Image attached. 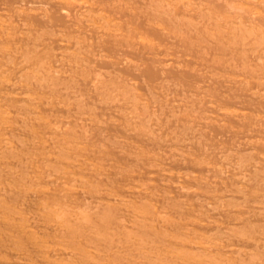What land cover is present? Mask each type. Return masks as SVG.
Masks as SVG:
<instances>
[{"label": "bare ground", "instance_id": "1", "mask_svg": "<svg viewBox=\"0 0 264 264\" xmlns=\"http://www.w3.org/2000/svg\"><path fill=\"white\" fill-rule=\"evenodd\" d=\"M0 1V264H101L100 242L116 255L125 242L138 264H264V0ZM157 39L187 56H169ZM207 64L231 96L218 82L204 89ZM91 127L154 146L174 145L156 135L180 128L161 160L193 170L160 160L144 179L167 180L161 188L183 203L164 207L174 196L148 180L103 189L109 173L81 160ZM218 134L224 148L201 143Z\"/></svg>", "mask_w": 264, "mask_h": 264}, {"label": "rangeland", "instance_id": "2", "mask_svg": "<svg viewBox=\"0 0 264 264\" xmlns=\"http://www.w3.org/2000/svg\"><path fill=\"white\" fill-rule=\"evenodd\" d=\"M0 2H1V1H0ZM2 2H3V1H2ZM9 3H10V2H8L7 5H10V4H11V3H10V4H9ZM1 4H2V3H0V5H1ZM3 5H4V4H3ZM3 5H1V7H5V6H3ZM15 6H16V4H15ZM15 6H14V3L11 4V5H10V9H11V7H15ZM13 9H14V8H13ZM53 9H54V8H53ZM53 9H52V10H53ZM54 10H55V9H54ZM54 10H53V11H54ZM54 12H56V11H54ZM138 28H142V29H141V30H142L141 32H144V31H143V24H141L140 27H138ZM138 28H137V29L135 28L136 30H134V32H135V31L137 32ZM138 31H139V30H138ZM24 32H25V31H24ZM19 33H21V32H19ZM19 33H18V34H19ZM20 35H21V34H20ZM158 40H159V39L155 40V42H158ZM159 41H160L161 43H160V42H158V43L162 44V46H163L165 49H167L166 51H168L167 54H168V53L170 54L169 56H172V57H173V55H175V56H178V55H179V56H180V55H182L183 51L186 52V50L184 49V47H183V50H181L182 48L178 47L179 45H178V43H176V42H175V45H178V46L175 47V45H174V41H171V42L173 43L174 46L171 45V44H172L171 42H170L171 44L168 42V41H170V40L167 41L168 43H166V41H164V40H162V39L159 40ZM163 44H164V45H163ZM169 44H170V46H169ZM181 47H182V46H181ZM180 50H181L182 52H181ZM186 53H187V52H186ZM186 53H185V54H186ZM185 54L182 55L183 58H185V56H187V55H185ZM175 56H174V57H175ZM182 56H181V57H182ZM188 57H189V56H188ZM209 64H210V62H209ZM209 64H207V65H208L207 68H206V65H205V66H204V65L202 66V70L205 69V70H203L202 72H205L206 69H207V71L210 70V69H209ZM210 65H211V64H210ZM192 66L195 67L196 65L194 66V65L192 64ZM192 66H190V67H192ZM199 66H200V65H199ZM200 67H201V66H200ZM200 67H198V68H200ZM183 68H184V67H183ZM210 68H212V70H211L212 72L214 71V72L217 73V74H214V75L211 74V75H210L211 72L208 71L209 75L211 76V79L209 80L210 83H209V82H206V83L204 82V83H203V85H204L203 87H204L205 90H208V91H209V89H210V90L213 91V92H217V91H215V89L218 87V85H217L216 83L218 82V84H219V83H221V82H220V81H216L215 77H217V76H218V77H219V76H222V75H221V73H222L221 71H222V70H221V71H219L220 69H219V70H215V69H218V68L213 69V67H211V66H210ZM104 69H105V68H102V69L100 68V70H104ZM106 69H107V68H106ZM106 69H105V71H106ZM199 72H200V71H198V73H199ZM131 73H132V72H131ZM219 73H220V74H219ZM223 73H224V72H223ZM223 73H222V74H223ZM126 74H127V72H126ZM225 74H226V73H225ZM225 74H224V75H225ZM125 76H126V75H125ZM213 76H215V77L213 78V80H214L215 82L212 81V83H211V80H212V77H213ZM126 78H131V77H128V75H127ZM217 80H218V79H217ZM213 82H214V83H213ZM207 83H209V86H207ZM201 84H202V83H201ZM205 84H206V86H205ZM220 85H222V84H219V86H220ZM185 87H187V86H185ZM185 87H184V88H185ZM207 87H209V88H207ZM217 89H218V92H223V91H219V89H220V90L223 89L222 86L218 87ZM217 89H216V90H217ZM141 91H142V90H140V89H136L134 92H135V93H136V92L139 93V92H141ZM211 91H210V94L213 93V92H211ZM206 93H207V92H206ZM223 93H224V92H223ZM188 94H190V92H188ZM192 94H193V92L191 91V95H192ZM219 94H220V93H219ZM219 94H217L218 97L220 96ZM221 94H222V93H221ZM224 94H228V95H230L229 93H224ZM224 94L222 95V99L224 98V97H223ZM211 95H213V94H211ZM215 95H216V94H215ZM181 96H182V95H181ZM225 96L227 97V95H225ZM230 96H231V95H230ZM230 96H228V97H230ZM226 97H225L224 99H226ZM229 99H230V101H231L232 98H229ZM229 99L227 98L226 100H229ZM191 103H192V102H191ZM191 103H188V104L190 105ZM193 104H194V102H193ZM195 104H196V102H195ZM197 104H198V102H197ZM198 105H199V104H198ZM192 107H193V106H192ZM194 108H195V106H194ZM181 114H182V113H181ZM169 121H170V120H169ZM90 129H92V127H91ZM179 129H180V128H179ZM179 129H174V130L176 131V133H175V131L171 133V129H170V130H168V131H166V132H163L162 134H160V135H158V136L156 135V139L159 138L160 140H163V141L166 140V141H168V140H169L168 137H169V138H171L170 142L172 141V143L175 145V143H177V142H176L177 139H178V138L181 139V137H182V136H181L182 133H181V135H180V133L177 134V131H178ZM180 130H181V129H180ZM208 130H209V129H208ZM78 131H79V130H78ZM88 131L91 132V130H88ZM95 131H96V132H95ZM107 131H108L110 134H109ZM107 131H106V133H104L105 131H102V132H101V131L95 130L94 128L92 129V132H94V134L91 132L92 138H93V136H96V137H95L93 140H92V138H90V142L87 141V142H88V145H87L86 142H84L83 144H84V145L86 144L85 147H90V148H92V147L94 146V147L92 148L93 150L90 149V148H88V149L86 148V149H87V150H86V149L83 147L85 150H82V151H85V152L87 151V152H88L89 150H91V151H89V152H91V153L88 152V153H89V156H88V157L86 156L88 159H85V158L81 159V160H83V162L85 161V163H88V162H89V164H87V165H88V166L91 165L90 167L93 166V168H91L92 170H94V167H95V170H97V172H98V169H97V168H99V169H102V168H103V169H105V170H103L102 172H104V173L106 172L107 174H108V173L110 174V175L108 174V178H107L108 180H106L108 185H106V186L103 185V186H104L103 189H104V188H110V186H111V187H114V188H118V187L127 188V187H129V186H132L133 183H134V184H135V183L138 184V182H139V183H144V182L147 183L146 180H148V182L150 181V182L152 183V184H149L150 182L147 183V184H149V186H150V190L153 191V190L156 189V188H157V189L160 188L162 193L165 194V192H167L166 194H168V197H170V196H171L170 192H169L168 190L166 191V190H165V187H164V189H162L163 187H162V185H160V184H163V182H164V184H167V183H166L167 180H166V182H165V180H162V181H161V179H159V178H156L158 181H157V180H153V179H151V180H150V179H146V180H145L144 178L146 177L145 175H146V173H147V169H149V166H150V165H152L153 163H155V164H156V163H157V164H160V162H163L164 159L170 157V156H168L169 154L166 153V152H167V151L169 152V149H170L171 147L173 148L174 145L171 146V145H170L171 143H170V144L168 143L170 146H167L168 144L162 143V145L160 144V146H159V145L154 146L155 144H153V142H151V141H147V140L144 141V142H141V141H139L137 138H135L134 135H131V136L129 135L130 137H129V136L127 137V135H125V136H126V139H125V137L122 136V135H124V134H121V133L119 134L118 129H117V130H116V129L113 130V131H117V132H118L117 134L114 133L113 131H110V130H107ZM210 131H212V133L215 132V131L213 132V130H210ZM168 132H169V133H168ZM179 132H181V131H179ZM165 133H166V134H165ZM212 133H211V134H212ZM102 134H103V135H102ZM106 134H107V135H106ZM112 134H114L115 136L112 135ZM164 134H165V135H164ZM215 134H216V133H215ZM109 135H110V136H109ZM118 135H119L120 137H119ZM175 135H176V137H175ZM177 135H178V136H177ZM212 135H213V134H212ZM221 135H222V134H221ZM99 136H100V137H99ZM160 136H161V137H160ZM173 136H174L175 138H174ZM180 136H181V137H180ZM208 136H209V135H208ZM215 136H216L217 138H216ZM215 136H214V139H212L213 136H212V137H202L203 139L206 138V140L204 141V140H202V138H200L202 141L199 139V142L201 141V143L204 144V142H206V141L209 139L207 142H210L209 144L212 145V148H214V147L218 144L217 147H218L219 149H220V147H223V148H224V145H222V140H223V139L225 140V141H223V142H224L223 144H225V142H228V143L230 142V141H228L226 138H224V136H221V138L219 137V134H218V135H215ZM98 137H99L100 139H99ZM107 137H108V139L111 138V139H109V141L111 140V142H109V143H108V146L106 147L105 145H106L107 142H108V141H107ZM117 137H119V138H117ZM157 137H158V138H157ZM162 137H163V138H162ZM26 138H27V137H25V136L23 137V136H19V135L17 134V135L15 136V140H17V142L15 143V145L17 146V145H19V143L24 142ZM123 138H124V139H123ZM161 138H162V139H161ZM176 138H177V139H176ZM207 138H208V139H207ZM98 139H99V140H98ZM119 139H120V140L122 139L123 141H122V140L120 141ZM210 139H211V140H210ZM215 139H217V141H216ZM218 139H219V140H218ZM96 140H98V141H96ZM101 140H102V141H101ZM105 140H106V141H105ZM112 140H113V141H112ZM115 140H116V141H115ZM124 140H125V141H124ZM160 140H159V141L157 140V141H158L159 143H161ZM197 140H198V139H197ZM220 140H221V141H220ZM226 140H227V141H226ZM92 141L95 142L96 144L93 143ZM104 141H105V142H104ZM114 141L116 142V144H119V143L121 144V143H122L121 146L124 145V144H123L124 142H125V144L128 142V143H127V147H128V149H125V148H124L125 150H123V149L120 150V147H119L120 145H119V146L117 145L116 147L119 148V150H118L115 146L113 147V145H115V142H114ZM218 141H219V142H218ZM101 142H102V143H101ZM103 142L105 143V145H104ZM112 142H113V143H112ZM117 142H119V143H117ZM207 142H206L205 144H207ZM215 142H216V144H214ZM220 142H221V143H220ZM89 143H90V146H89ZM92 143L95 144L96 147H95V145H92ZM211 143H212V144H211ZM83 144H82V146H84ZM128 144H129V145H128ZM219 144H220V145H219ZM226 144H227V143H226ZM79 145H81V144H78V146H79ZM91 145H92V146H91ZM97 145H98V146H99V145H100V146H101V145H102V146L104 145L103 147L101 146V148H102L103 150L100 148V146H99V148H98ZM130 145H131V146L133 145L132 148H135V149L133 150V149L131 148ZM210 145H208V147H209ZM19 146L21 147V145H19ZM109 146H110V147L112 146L111 149H113L112 151L110 150V151L112 152V153L109 152L110 154L107 153V151H106L107 149L109 150V148H110ZM129 146H130V147H129ZM134 146H135V147H134ZM157 146H158V147H157ZM204 146H205V145H203V147H204ZM206 146H207V145H206ZM206 146H205V147H206ZM225 146H226V145H225ZM79 147H80V146H79ZM105 147H106L107 149H105ZM123 147H124V146H123ZM125 147H126V146H125ZM217 147H215V148L217 149ZM17 148H18V151L20 152L21 148H19V147H17ZM22 148H23V144H22ZM83 148H82V149H83ZM94 148H96V150H94ZM97 148H98V149H97ZM121 148H122V147H121ZM138 148H139V149H138ZM172 148H171V149H172ZM190 148H191V146H190ZM190 148L188 149V151H184V152H185V153H191V152L193 151L192 153H194V150H193V149H195V148H192V149H190ZM130 149H131V150H130ZM137 149H138V151H137ZM173 149H174V148H173ZM219 149H218V150H219ZM22 150H23V149H22ZM24 150H25V149H24ZM24 150L21 151V152H24V153H25L27 149H26L25 151H24ZM98 150H102L103 152L106 151L105 153H107V154H106L107 156L104 157V156H105V155H104L105 153L102 154L103 152H102V151H98ZM135 150H136V151H135ZM196 150H197V148H196ZM210 150H211V146H210ZM34 151H35V150H34ZM38 151L40 152L39 149H38ZM38 151H37V152H38ZM41 151H42V150H41ZM93 151H94V152H93ZM97 151H98V153H97ZM133 151H134V153H133ZM190 151H191V152H190ZM247 151L249 152V150H247ZM247 151H244V150L241 151L240 155H241V154L244 155L245 152H247ZM254 151H256V150H254ZM39 152H38V154H39ZM87 152H86V153H87ZM113 152H114V153H113ZM128 152H131V153H128ZM136 152H138V153H136ZM242 152H243V153H242ZM248 152H247V153H248ZM27 153H28V152H27ZM40 153H41V152H40ZM92 153H93V154H92ZM100 153H101V154H100ZM247 153H246V154H247ZM31 154L34 155V152H31ZM31 154H29V155L31 156ZM99 154H100V156H99ZM111 154H113V155H111ZM128 154H129V155H128ZM131 154H132V155H131ZM166 154H168L167 157L164 158L163 161H162V160H161V157H162V156H166ZM196 154L198 155L199 152L196 151ZM246 154H245V155H246ZM33 155H32V156H33ZM92 155H94V156H92ZM101 155H103V156H101ZM109 155H111V156H109ZM194 155H195V154H193V155L191 154L190 156H192V157L190 158V156H189V158L187 157V159H191V160H192V158L194 157ZM197 155H195V156H197ZM27 156H28V155H26V157H27ZM34 156H35V155H34ZM58 156H61V154H58ZM112 156H114V158H113ZM156 156H157V157L159 156V158L156 159V158H155ZM61 157L64 158V156H61ZM61 157H60V158H61ZM102 157H103V159H102ZM199 157H200V156H199ZM201 157H202V156H201ZM16 158H18V157H16ZM16 158H15V159H16ZM27 158H28V157H27ZM32 158H33V157H32ZM68 158H69V155H68ZM80 158H81V157H80ZM100 158L103 160V162H102V160H100ZM104 158H105V160H104ZM175 158H176V157H175ZM175 158H171V159H174L175 164H173V163H174L173 161H172L173 163L171 162L170 158L167 159V161L170 160V161H168L169 163H172L173 165H175V166H172V165H171V167L173 168V169L171 168L172 170H175L174 168H176L178 164H180L181 166H182V165H183V166H184V165L186 166V165H190V164H191V163H187L189 160L186 162L187 164H182V163H184V162H183L184 160H183V161L180 160L181 162L178 161L179 163L177 162L178 164L176 165V161H177L178 159L175 160ZM202 158H203V157H202ZM208 158H209V157H208ZM11 159H13V161L15 160L14 158H11ZM91 159H92V160H91ZM97 159H98V160H97ZM204 159H205V158H204ZM160 160H161V161H160ZM206 160H207V161H206ZM211 160L214 161L213 158H212V159H205L206 162H210ZM158 161H160V162H158ZM167 161L165 160L164 162L166 163ZM199 161H200V159H199ZM14 162H15V161H14ZM14 162H13V163H14ZM168 162H167V163H168ZM189 162H190V161H189ZM90 163H91V164H90ZM18 164H19V163H18ZM18 164H17V163H16V164H15V163L13 164V165H15L14 168H15V172H17V173H16L17 175L19 174V171L21 172V166L23 167V164H22V165L19 164L20 166H19ZM161 164H162V163H161ZM13 165H12V166H13ZM24 165H25V164H24ZM153 165H154V164H153ZM163 165H164V163H163ZM12 166H10V167H12ZM164 166H165V165H164ZM178 166H179V165H178ZM181 166H179V169H178V170H175V171H181V172H182L183 170H182V169L180 170V168H184V169L186 168L185 170H187L188 172L191 171V170H193V169H191V166H186V167H181ZM119 167H121V169H123V170H121V169L118 170V169H117V170H116V173H114V172H113V171H115L114 169L119 168ZM165 167L170 168L169 166H165ZM187 167H188V168H187ZM18 168H20V169H18ZM76 168H77V167H76ZM88 168H89V167H88ZM150 168H151V166H150ZM189 168H190V169H189ZM86 169H87V168H86ZM86 169H85V171H82V173L84 172V174H85V172H87V173H86L87 175H84V174H83L84 176L87 177V176H90V174H91V173L88 174V172H92V171H91L90 169H89L90 171H89V170L86 171ZM194 169H195V168H194ZM263 169H264V167H263ZM263 169H262V170H263ZM22 170H27V169H25V168L23 167ZM60 170H61V168H60ZM145 170H146V173H145ZM185 170H184V171H185ZM100 171H101V170H99V172H100ZM117 171H119L120 173H118ZM28 172H29V170H27V173H28ZM95 172H96V171H95ZM95 172H94V173H95ZM25 173H26V172H25ZM92 173H93V172H92ZM94 173H93V175H94ZM144 173H145V174H144ZM192 173H193V172H192ZM194 173H195V174H197V173L200 174V171L198 172L197 169H196ZM194 173H193V174H194ZM202 173H203V172H201V175H202ZM96 174H97V173H96ZM203 174H204V173H203ZM205 174H206V173H205ZM25 175H26V174H25ZM28 175H30V174L28 173ZM93 175L91 174V176H93ZM130 176H131V177H135V179H134V178H133V179H130ZM105 177H106V176H105ZM16 179H17V180H15L16 182H17L18 180H20L18 177H16ZM142 179H143V180H142ZM152 180H153L154 182H153ZM159 180H160V181H159ZM137 181H138V182H137ZM140 181H141V182H140ZM16 182H15V183H16ZM158 182H159V183H158ZM160 182H161V183H160ZM17 183H21V182L18 181ZM17 183H16V184H17ZM153 183H155V185H154ZM157 183H158V185H157ZM170 183H171V182H170ZM134 184H133V185H134ZM168 184H169V181H168ZM151 185H152V186H151ZM153 186H154V187L157 186V187L154 188ZM161 187H162V188H161ZM152 188H154V189H152ZM160 189H158V190L160 191ZM158 190H157V191H158ZM157 191L155 190L154 192L157 193ZM161 192H158L157 194H159V193H161ZM171 193H172V192H171ZM166 194H165V195H166ZM169 195H170V196H169ZM174 195H175V193L172 194L171 198H172ZM134 198H135V197H133V198L130 197L129 200H130V201H134V202H136V203H138V202L141 203V202H143V200H144V199H141V200H142V201H141L138 197H136L135 200H134ZM179 198H180V199H179ZM231 198H232V197H231ZM231 198H229V199L233 202L234 200L231 199ZM169 199H170V198H169ZM181 199H182L181 197H178V198H177V196H176V197L174 196L172 199H170V201H169L168 203L165 202V203H162V204H163V206L165 207L167 204H168L167 206H169V204L174 203V201H178V200H179L180 202L183 203V200H184V199H182V200H181ZM234 199L237 201L236 198H234ZM138 200H140V201H138ZM167 201H168V200H167ZM171 201H172V202H171ZM179 201H178V202H179ZM144 202H145V201H144ZM146 202H147V201H146ZM152 202L154 203V201H152ZM152 202H151L150 204H152ZM170 202H171V203H170ZM180 202H179V203H180ZM175 203H176V202H175ZM154 204H155V203H154ZM160 204H161L160 202H159V203H156V206H157V205L160 206ZM162 204H161V206H160V209H161V207H163ZM158 206H157V207H158ZM158 208H159V207H158ZM161 210H163V209H161ZM195 233H197V235H198V239H200V238H199V237H200L199 235H203V234H204L203 232H200V231H197V232H195ZM195 233L193 232V234H192L193 236H191V237L196 236ZM207 235H208V233H207ZM203 236H206V235H203ZM208 236H209V235H208ZM201 238H202V236H201ZM203 238H204V237H203ZM200 240H201V239H200ZM115 241H117V240H115ZM116 244H117V243H116ZM120 244H121V243H120ZM120 244H119V246H120ZM123 244H124V245H123L124 247H122V245H121V247L123 248V249H121V252H122V253H119V252H118L119 254L117 253L118 255H116V254H114V253L117 252V251H115V250H117V248L115 249V248L113 247L112 251H110V250H111V247H110V246H109L110 248H107L108 245L106 246V244H104V242H100L98 245H96V249L98 250V251H96V252H98L97 255H99V256H96L97 259L94 258V260L98 261V262L101 263V264H108L107 262H109V264H110V263H111V264H138L140 261H142L141 258H140V256H139V254H138V252H135V251L131 250V247H129V245H126L125 242H124ZM127 244H128V243H127ZM117 245H118V244H117ZM126 246H127V247H126ZM162 247H164V246H162ZM141 248H143V247H141ZM165 248H166V249H165ZM109 249H110V250H109ZM159 249H161V248H159ZM169 249H170V250H169ZM171 249H172V250H171ZM161 250H162V252H163V250H164V251H165V250H166V251H167V250H169V251H173V250H175V249L170 248V247H166V246H165V247L162 248ZM143 251H144V250H143ZM154 251H156V250H154ZM175 251L178 252L177 249H176ZM180 252H181V251L179 250V253H180ZM184 252H185V251H184ZM184 252H183V253H184ZM185 254L190 255V254H188V252H185ZM204 255H205V256H200V257L204 258V260H206V259L208 260L209 257H207L206 254H204ZM191 256H192V254H191L189 257H191ZM90 257H92V256H90ZM186 257H187V256H186ZM189 257H187L186 259H187V260L190 259ZM210 259H212V258L210 257ZM90 260H93V259L91 258ZM94 260H93V261H94ZM190 260H191V259H190ZM91 262H92V261H91ZM203 264H205V262H204ZM226 264H230V263H226ZM232 264H259V261H258V260H253V261H252V260H249V259H247L246 257H244V258H242L240 261H236V263H232Z\"/></svg>", "mask_w": 264, "mask_h": 264}]
</instances>
